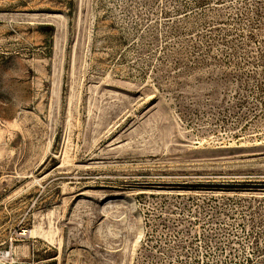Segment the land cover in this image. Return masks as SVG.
Wrapping results in <instances>:
<instances>
[{
  "label": "rangeland",
  "instance_id": "374dc122",
  "mask_svg": "<svg viewBox=\"0 0 264 264\" xmlns=\"http://www.w3.org/2000/svg\"><path fill=\"white\" fill-rule=\"evenodd\" d=\"M3 257L264 264V0H0Z\"/></svg>",
  "mask_w": 264,
  "mask_h": 264
},
{
  "label": "bare ground",
  "instance_id": "6f19581e",
  "mask_svg": "<svg viewBox=\"0 0 264 264\" xmlns=\"http://www.w3.org/2000/svg\"><path fill=\"white\" fill-rule=\"evenodd\" d=\"M110 197V196H109ZM109 197H106L105 200H106V203H110V198ZM109 198V199H108ZM28 232L30 233L29 235H32V236H41V237H46L48 239H51L53 240L54 236H53V231L52 230H48V229H44L42 226L38 225L37 227L33 228V229H30L28 230ZM26 233V232H25ZM18 254V253H16ZM1 260V259H0Z\"/></svg>",
  "mask_w": 264,
  "mask_h": 264
},
{
  "label": "built area",
  "instance_id": "2783aa9c",
  "mask_svg": "<svg viewBox=\"0 0 264 264\" xmlns=\"http://www.w3.org/2000/svg\"><path fill=\"white\" fill-rule=\"evenodd\" d=\"M0 264H14V262L10 261L7 257H3L0 260Z\"/></svg>",
  "mask_w": 264,
  "mask_h": 264
}]
</instances>
